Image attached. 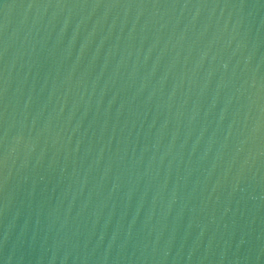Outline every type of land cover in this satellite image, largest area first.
<instances>
[{"label": "water", "instance_id": "95a60500", "mask_svg": "<svg viewBox=\"0 0 264 264\" xmlns=\"http://www.w3.org/2000/svg\"><path fill=\"white\" fill-rule=\"evenodd\" d=\"M0 264H264V0H0Z\"/></svg>", "mask_w": 264, "mask_h": 264}]
</instances>
